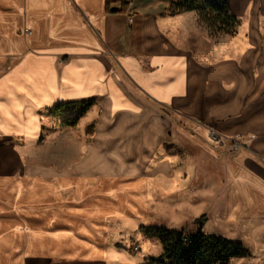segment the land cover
<instances>
[{
    "label": "crops",
    "instance_id": "1",
    "mask_svg": "<svg viewBox=\"0 0 264 264\" xmlns=\"http://www.w3.org/2000/svg\"><path fill=\"white\" fill-rule=\"evenodd\" d=\"M106 1L0 0V51L26 47L33 37L12 33L24 23L37 36L51 34L56 52L69 56L61 64L27 57L0 80V134L16 128L35 135L39 104L92 101L89 108L99 107L100 114L85 128L95 132L86 156L73 174L60 173L78 190L82 181L98 179L99 194L86 201L88 216L103 221L107 214H146L157 203L167 223L175 220L163 227L186 229L192 222L195 230L196 218L206 214L205 233L250 248V256L231 264H264V0H228L235 15L248 18V46L237 59H219L216 45H204L198 12H173L176 0L140 3L147 8L132 23L134 15L107 12ZM104 48L120 56V72L115 54ZM160 110L188 118L195 130H174ZM24 113L33 116L25 121ZM236 137L244 147L231 152L226 139ZM178 141L187 148L180 146L183 155L163 150ZM18 161L6 156L2 164ZM95 222L74 227L71 245L64 250L57 244L51 254L100 263L91 260L106 252L93 240Z\"/></svg>",
    "mask_w": 264,
    "mask_h": 264
},
{
    "label": "rangeland",
    "instance_id": "2",
    "mask_svg": "<svg viewBox=\"0 0 264 264\" xmlns=\"http://www.w3.org/2000/svg\"><path fill=\"white\" fill-rule=\"evenodd\" d=\"M146 1H126L127 10L117 13L134 15L135 17L129 19L132 23L136 16L147 8L142 6ZM110 5L118 8L123 6L121 0H111ZM240 18L242 25L235 35L213 33L201 21L204 28V45L206 43L213 47L216 45L219 59L227 55L237 59L248 46V18L246 15ZM34 31L32 27L23 23L12 32L16 39H27L30 36L33 38L27 42L25 48L8 47L3 52L0 51L1 81L13 75L27 57L40 61L51 58L57 64H61L67 60L66 57H69L63 52H56L58 45L55 39H51V34L45 36L43 32L42 36H37ZM103 50L111 57L115 54L106 48ZM111 60L114 69L120 72L122 66L120 67L116 62L121 61L120 56L116 53ZM5 86L8 89L11 83L7 81ZM50 109L49 103L39 104L34 109L37 129L31 138L26 132L16 128H13L8 135L0 134V264H24L26 258L40 257L50 258L53 263L58 264H78L85 258H67L56 252L51 254L52 247L59 244V247L65 250L71 245L68 235L74 227L95 221L96 224L92 229L95 237L93 240L101 244L106 252L91 260H100L98 264H151L150 258L159 257L162 247L159 240L155 236L146 235L141 226L169 224L171 227L175 224V220L167 223L165 213L159 214L162 209L156 202L155 205L149 206L146 214H107L103 221L88 216L84 209L91 205L86 201L99 194L98 179L82 181L78 190L77 182H62L60 173L73 174L75 166L85 158L87 143L95 135V132L86 133L85 128L94 120H98L100 109L95 106L87 109L77 117L74 125L66 123L69 118H76L79 109L66 108L60 112H52ZM159 113L171 119V127L174 130L176 127L180 131L195 130L194 123L188 118L175 113L170 117L161 110ZM24 115L25 121L33 116L32 113H24ZM226 143L231 148V152H237L244 147L240 137L227 138ZM180 146L186 151L185 144L180 141L177 145L167 144L163 150L175 151L181 156L184 150H181ZM161 154L163 152L157 155ZM6 156L10 158L16 156L19 161L17 164L3 166L2 161ZM19 183L23 185L20 193L17 191ZM171 209L170 214H173L174 207ZM169 210L168 208L167 211ZM157 216L161 217L157 218ZM194 228L192 222L187 223L188 232ZM222 231L226 233V230ZM56 233L60 235L57 236Z\"/></svg>",
    "mask_w": 264,
    "mask_h": 264
},
{
    "label": "trees",
    "instance_id": "3",
    "mask_svg": "<svg viewBox=\"0 0 264 264\" xmlns=\"http://www.w3.org/2000/svg\"><path fill=\"white\" fill-rule=\"evenodd\" d=\"M120 8L111 6V0L106 1L107 12H124L128 2L121 0ZM126 6V8H124ZM115 8V9H113ZM173 12L196 11L200 20L213 33L235 35L242 25V19L235 15L228 0H176ZM92 101L60 103L53 106L52 112H60L66 108L78 110L76 118H69L66 124H76L77 117L83 114ZM92 125L87 131H92ZM207 215L202 214L195 220L196 229L188 232L185 228L174 229L163 226H141L146 235L155 236L162 247V253L157 258H150L151 264H231L232 259L248 257L251 250L239 240H234L214 233H205L203 226Z\"/></svg>",
    "mask_w": 264,
    "mask_h": 264
},
{
    "label": "bare ground",
    "instance_id": "4",
    "mask_svg": "<svg viewBox=\"0 0 264 264\" xmlns=\"http://www.w3.org/2000/svg\"><path fill=\"white\" fill-rule=\"evenodd\" d=\"M115 192V191H114ZM127 196H129V195H127ZM127 198H129V197H127Z\"/></svg>",
    "mask_w": 264,
    "mask_h": 264
},
{
    "label": "water",
    "instance_id": "5",
    "mask_svg": "<svg viewBox=\"0 0 264 264\" xmlns=\"http://www.w3.org/2000/svg\"><path fill=\"white\" fill-rule=\"evenodd\" d=\"M113 9H115V8H113Z\"/></svg>",
    "mask_w": 264,
    "mask_h": 264
},
{
    "label": "built area",
    "instance_id": "6",
    "mask_svg": "<svg viewBox=\"0 0 264 264\" xmlns=\"http://www.w3.org/2000/svg\"><path fill=\"white\" fill-rule=\"evenodd\" d=\"M241 146V145H240Z\"/></svg>",
    "mask_w": 264,
    "mask_h": 264
}]
</instances>
